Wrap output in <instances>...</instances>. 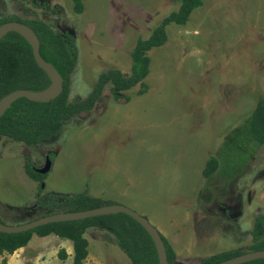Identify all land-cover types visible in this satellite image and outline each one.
Returning a JSON list of instances; mask_svg holds the SVG:
<instances>
[{
    "label": "rangeland",
    "instance_id": "rangeland-1",
    "mask_svg": "<svg viewBox=\"0 0 264 264\" xmlns=\"http://www.w3.org/2000/svg\"><path fill=\"white\" fill-rule=\"evenodd\" d=\"M0 0V17L38 18L70 32L76 63L68 100L86 97L108 68L129 72V52L179 0ZM167 40L151 48L148 90L114 100L109 84L92 109L70 118L52 142L26 146L0 137V217L21 224L39 216L37 181L24 172L31 160L50 167L43 193H87L144 215L168 240L176 264L198 262L221 250H247L249 231L264 213V145L248 137L233 175L205 179L210 154L245 123L264 97V0H202L183 25L166 26ZM240 144V143H238ZM235 148H237L235 146ZM230 157V156H229ZM222 167V166H221ZM43 183V186H41ZM84 264H131L113 235L84 233ZM64 249L66 258L58 251ZM70 264L72 244L54 234L0 256V264Z\"/></svg>",
    "mask_w": 264,
    "mask_h": 264
},
{
    "label": "trees",
    "instance_id": "trees-1",
    "mask_svg": "<svg viewBox=\"0 0 264 264\" xmlns=\"http://www.w3.org/2000/svg\"><path fill=\"white\" fill-rule=\"evenodd\" d=\"M72 1L74 12H82L83 0ZM201 3L202 0H179L177 8L163 15L147 36L138 37L135 40L129 52L130 67L127 74L117 68L101 71L86 97L74 101L68 100L70 75L76 63V45L73 34L67 31H56L38 18L0 17V25L9 20H16L33 29L39 40L40 56L53 65L63 81L62 91L48 101H35L26 97L13 100L0 116V137L5 136L26 146H35L43 143L44 139L52 135H60L63 125L70 118L92 109L106 84H109L114 100L123 98L124 101H128L130 91L129 93L125 91L137 85L139 87L135 94L145 93L148 86L144 79L149 72L150 63L147 52L165 43L167 25L185 24L190 13ZM49 84L48 75L33 58L31 44L16 31L11 30L5 33L0 38V98L15 89L41 91ZM247 137L256 145H264V97L258 98L245 123L234 128L228 138L223 141L221 150L224 154L207 156L202 168L203 177L208 179L214 173L222 171L223 167V171L228 176H232V170L236 167L235 163L243 157L240 147ZM46 156L51 158L50 153ZM23 169L27 176L37 181L38 184L34 206L41 209V212L37 217L54 212L78 211L114 203L112 200L93 196L86 191L41 194L42 188L39 185L46 173L38 172L29 158L24 160ZM0 222H4L1 217ZM91 227L103 229L113 235L116 244L131 264H159L154 243L148 233L131 216L123 212L49 222L20 232L0 231V256L11 254L26 246L33 235L42 237L54 234L71 241L72 260L70 264H84L88 254V240L84 233ZM249 233L251 241L247 250L239 248L221 250L189 264H215L247 251L264 249V213L255 217ZM160 235L165 245L168 264H176L175 251L168 240L161 233ZM58 256L60 259H65V250L60 249ZM3 264H5L4 260ZM239 264H264V258H256Z\"/></svg>",
    "mask_w": 264,
    "mask_h": 264
},
{
    "label": "water",
    "instance_id": "water-1",
    "mask_svg": "<svg viewBox=\"0 0 264 264\" xmlns=\"http://www.w3.org/2000/svg\"><path fill=\"white\" fill-rule=\"evenodd\" d=\"M17 29H21L22 31L26 32L30 36V40ZM11 30L21 34L31 44L33 58L37 65L41 67L48 75L50 79V84L47 87L52 86V91L47 94H41V92L44 91L47 87L41 91H31L27 89H15L13 91H10L9 93L3 95L0 98V116L3 111L9 106V104L18 97H26L35 101H48L57 96L63 89V81L60 74L57 72V70L53 67L51 63L46 62L40 56L39 40L36 34L34 33L33 29L23 22L9 20L0 25V38L5 33ZM58 136V134L52 135L48 139H44L43 142H52L57 139ZM50 163V159L46 156L44 165L40 168H37L36 170L40 173H45L49 169ZM41 186H43V183ZM118 212L128 214L145 229V231L148 233L154 243L157 252L158 263L168 264L165 245L158 229L144 215L120 203L104 204L98 207L78 211L54 212L51 214L34 218L21 224H8L5 222H0V231L6 233L20 232L49 222L80 219L89 216ZM256 258H264V249L247 251L242 254L225 259L223 261L217 262L215 264H239Z\"/></svg>",
    "mask_w": 264,
    "mask_h": 264
},
{
    "label": "bare ground",
    "instance_id": "bare-ground-1",
    "mask_svg": "<svg viewBox=\"0 0 264 264\" xmlns=\"http://www.w3.org/2000/svg\"><path fill=\"white\" fill-rule=\"evenodd\" d=\"M17 30L30 40V36L26 32L22 31L21 29H17ZM51 91H52V86H49L44 91H42L41 94H47L50 93Z\"/></svg>",
    "mask_w": 264,
    "mask_h": 264
},
{
    "label": "crops",
    "instance_id": "crops-1",
    "mask_svg": "<svg viewBox=\"0 0 264 264\" xmlns=\"http://www.w3.org/2000/svg\"><path fill=\"white\" fill-rule=\"evenodd\" d=\"M33 236H36V235H33ZM42 237H45V236H42ZM19 249H20V248H19ZM14 252H15V251H14ZM14 252H13V253H14Z\"/></svg>",
    "mask_w": 264,
    "mask_h": 264
},
{
    "label": "flooded vegetation",
    "instance_id": "flooded-vegetation-1",
    "mask_svg": "<svg viewBox=\"0 0 264 264\" xmlns=\"http://www.w3.org/2000/svg\"><path fill=\"white\" fill-rule=\"evenodd\" d=\"M37 169V168H36Z\"/></svg>",
    "mask_w": 264,
    "mask_h": 264
}]
</instances>
